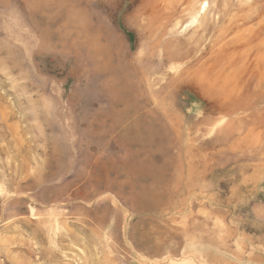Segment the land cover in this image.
Returning a JSON list of instances; mask_svg holds the SVG:
<instances>
[{"label": "rangeland", "instance_id": "obj_1", "mask_svg": "<svg viewBox=\"0 0 264 264\" xmlns=\"http://www.w3.org/2000/svg\"><path fill=\"white\" fill-rule=\"evenodd\" d=\"M0 264H264V0H0Z\"/></svg>", "mask_w": 264, "mask_h": 264}, {"label": "bare ground", "instance_id": "obj_2", "mask_svg": "<svg viewBox=\"0 0 264 264\" xmlns=\"http://www.w3.org/2000/svg\"><path fill=\"white\" fill-rule=\"evenodd\" d=\"M143 13H148V14H151V12L148 10V9H145L144 11H143ZM150 18H152V19H150V20H153L154 19V15H153V13L151 14V16H150ZM202 30V29H201ZM200 30V31H201ZM206 30V29H205ZM146 31H147V34H150V33H153V31H151V29H150V25L146 28ZM203 32V31H202ZM203 34V33H202ZM157 38V37H156ZM199 40V39H198ZM205 40V39H204ZM198 46V45H197ZM197 46H195L196 48L194 49V48H192V49H190L189 51H187L186 52V54H185V56L184 55H181L182 53H174V52H169V53H167V58L169 59V61L170 60H173V61H182L183 59H185L187 56H189V55H191V54H193V52L195 51V50H197ZM198 59H193L192 61H190L188 64H189V66H193V65H195V62L197 61ZM104 64H106V63H104ZM107 66H108V64L106 65V66H104V70L105 69H107ZM205 66V65H204ZM112 71V70H111ZM202 72H205V68H203V67H201L200 68V70H199V73L201 74ZM202 75V74H201ZM114 76V75H113ZM122 77V76H121ZM161 77V76H160ZM163 77V76H162ZM204 77V80H205V74L202 76V77H199L198 79H199V81H201L202 80V78ZM123 78V77H122ZM113 80V79H112ZM113 81H115V80H113ZM117 81V83H115L117 86L118 85H120L121 84V82H120V79H117L116 80ZM193 80H190V79H188V81H185L186 82V84H188V85H190L191 84V82H192ZM149 82H152V80H149L148 81V83ZM114 83V82H113ZM127 84V83H126ZM123 89L122 90H120V92H118L120 95L123 93V94H130V93H137L138 92V90H137V88L138 87H133V86H130V85H127L126 87H122ZM207 89H204L203 90V92H204V96L206 97V98H211L214 94H215V96H216V93L214 92V93H212V91L213 90H211V88H209V87H206ZM116 89V88H115ZM120 89V88H119ZM213 89V88H212ZM216 91V90H215ZM217 91H219V90H217ZM220 92V91H219ZM218 92V93H219ZM213 94V95H212ZM221 94H223L222 92H221ZM123 96V95H122ZM138 96V95H137ZM130 97H131V95H130ZM218 97V96H217ZM138 99H139V97H138ZM129 100V99H128ZM121 101V100H120ZM136 101V100H135ZM134 101V102H135ZM133 103V102H132ZM140 104V103H139ZM240 105V104H239ZM122 106V105H121ZM217 106V105H216ZM141 107H142V105H141ZM225 107V105L223 106V105H221V106H219L218 107V109L219 110H222V109H224V111H225V113H232L233 111H237V110H239V108H238V106H234V107H232V111H230V108L227 110V109H225L224 108ZM216 108V107H215ZM241 108V107H240ZM125 109V108H124ZM135 108L134 107H130V108H128V112L127 113H131V114H133L134 112H135ZM118 111V110H117ZM120 114V113H119ZM125 115V114H124ZM127 115V114H126ZM139 115V114H138ZM120 117V116H119Z\"/></svg>", "mask_w": 264, "mask_h": 264}]
</instances>
